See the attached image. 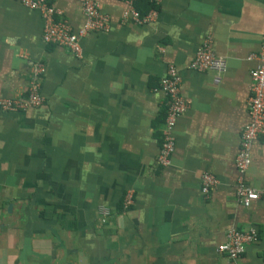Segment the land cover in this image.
<instances>
[{"label": "crops", "instance_id": "1", "mask_svg": "<svg viewBox=\"0 0 264 264\" xmlns=\"http://www.w3.org/2000/svg\"><path fill=\"white\" fill-rule=\"evenodd\" d=\"M97 2L109 30L76 56L46 43L41 10L0 0V101L27 97L31 69L45 68L41 105L0 109V264H264V198L246 207L237 195L264 0H161L150 23L125 0ZM49 3L84 27L78 0ZM206 45L224 72L191 70ZM171 67L187 109L161 165ZM251 157L244 180L264 190V138ZM208 173L219 185L206 195ZM233 229L257 236L234 261L219 254Z\"/></svg>", "mask_w": 264, "mask_h": 264}, {"label": "built area", "instance_id": "2", "mask_svg": "<svg viewBox=\"0 0 264 264\" xmlns=\"http://www.w3.org/2000/svg\"><path fill=\"white\" fill-rule=\"evenodd\" d=\"M24 5L34 10H41L45 19L44 40L48 44L66 48L76 56L82 55L81 39L92 32H107L110 27L109 18L100 12L97 0H78L86 17V23L78 32H74L67 21L62 17V12L49 3V0H18ZM136 20L150 23L157 16V11L152 10L148 17H141L135 8V4L142 0H125ZM154 6H158L161 0H148ZM128 13H126V16ZM250 59L257 61V66L251 71L249 99L250 122L244 127L241 139L240 150L237 156V166L239 178L237 185V195L241 202L249 207L255 201L264 198V190H257L246 184L245 173L252 163V144L260 137L264 138V46L262 50ZM191 70L198 73L225 71V60L219 59L208 45L199 50L195 62L191 65ZM45 68L41 64H36L31 69V80L29 95L24 98L0 101V109L4 113H16L27 111L32 107H37L43 103L40 96V76ZM183 85L178 69L171 67L167 77L162 82L163 93L169 99L168 126L163 137V144L160 149L159 163L169 165L170 156L175 149L174 131L178 126L180 118L186 112V100L181 94ZM219 185L218 178L213 174H206L203 179V192L209 195L210 192ZM135 202L134 193L128 191L125 199V209H129ZM105 218L110 215L108 208L102 209ZM256 232H242L233 229L227 236V241L219 247V254L227 255L230 259H240L249 244L256 240Z\"/></svg>", "mask_w": 264, "mask_h": 264}, {"label": "trees", "instance_id": "3", "mask_svg": "<svg viewBox=\"0 0 264 264\" xmlns=\"http://www.w3.org/2000/svg\"><path fill=\"white\" fill-rule=\"evenodd\" d=\"M137 9L140 12L141 17H144V16H147L151 10L158 11L159 7L154 6L148 0H142V1L137 3Z\"/></svg>", "mask_w": 264, "mask_h": 264}]
</instances>
